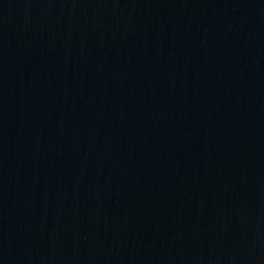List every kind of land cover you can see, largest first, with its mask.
Segmentation results:
<instances>
[{"label": "water", "instance_id": "95a60500", "mask_svg": "<svg viewBox=\"0 0 264 264\" xmlns=\"http://www.w3.org/2000/svg\"><path fill=\"white\" fill-rule=\"evenodd\" d=\"M0 264H264V0H0Z\"/></svg>", "mask_w": 264, "mask_h": 264}]
</instances>
